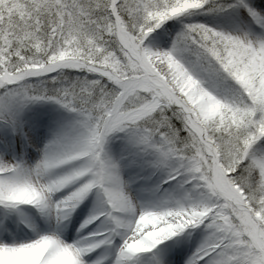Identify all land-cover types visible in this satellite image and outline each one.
I'll return each mask as SVG.
<instances>
[{"label": "snow or ice", "instance_id": "1", "mask_svg": "<svg viewBox=\"0 0 264 264\" xmlns=\"http://www.w3.org/2000/svg\"><path fill=\"white\" fill-rule=\"evenodd\" d=\"M0 264H264V0H0Z\"/></svg>", "mask_w": 264, "mask_h": 264}]
</instances>
